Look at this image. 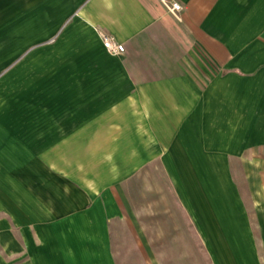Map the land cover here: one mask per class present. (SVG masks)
<instances>
[{
	"label": "crops",
	"instance_id": "1",
	"mask_svg": "<svg viewBox=\"0 0 264 264\" xmlns=\"http://www.w3.org/2000/svg\"><path fill=\"white\" fill-rule=\"evenodd\" d=\"M170 1L0 0V264H108L147 168L212 264H264V0Z\"/></svg>",
	"mask_w": 264,
	"mask_h": 264
},
{
	"label": "rangeland",
	"instance_id": "2",
	"mask_svg": "<svg viewBox=\"0 0 264 264\" xmlns=\"http://www.w3.org/2000/svg\"><path fill=\"white\" fill-rule=\"evenodd\" d=\"M234 175L245 185L242 169L234 170ZM262 175L264 179V167ZM175 178L182 184L183 171L147 168L134 171L127 178L122 186L125 196L115 203L116 208L125 211L127 216L124 220L114 219L110 223V252L107 250L109 257L106 263L212 264L192 228L188 233H181L190 223L175 195L187 192V187L176 185ZM249 209L252 224H256L255 212L250 203ZM55 225L52 226L57 229L58 224ZM48 236L52 240H59L60 237L57 234ZM256 238L260 242L259 235L256 234ZM64 255L58 251L51 258L56 259V264H65ZM86 257L82 254L79 260H83L84 264H94L98 260V256Z\"/></svg>",
	"mask_w": 264,
	"mask_h": 264
},
{
	"label": "built area",
	"instance_id": "3",
	"mask_svg": "<svg viewBox=\"0 0 264 264\" xmlns=\"http://www.w3.org/2000/svg\"><path fill=\"white\" fill-rule=\"evenodd\" d=\"M167 6L169 11L174 14H176L177 12L181 11L184 8L182 3L176 0H172L168 2ZM100 36L102 39V43L105 49L108 51V53L112 55H122L125 53L126 48L123 43L118 42L115 38L103 32L100 33Z\"/></svg>",
	"mask_w": 264,
	"mask_h": 264
}]
</instances>
